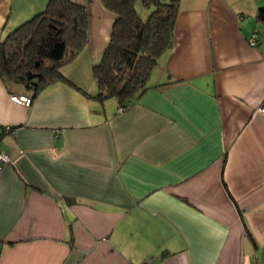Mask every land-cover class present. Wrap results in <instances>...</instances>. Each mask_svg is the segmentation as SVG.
I'll use <instances>...</instances> for the list:
<instances>
[{"label":"crops","instance_id":"0c3cea01","mask_svg":"<svg viewBox=\"0 0 264 264\" xmlns=\"http://www.w3.org/2000/svg\"><path fill=\"white\" fill-rule=\"evenodd\" d=\"M73 1L87 39L64 79L32 97L0 76V264H264V0H180L122 111L93 75L116 15ZM47 2L0 0V43Z\"/></svg>","mask_w":264,"mask_h":264},{"label":"trees","instance_id":"16d2710c","mask_svg":"<svg viewBox=\"0 0 264 264\" xmlns=\"http://www.w3.org/2000/svg\"><path fill=\"white\" fill-rule=\"evenodd\" d=\"M101 1L116 18L101 59L93 65L98 86L95 97L114 96L125 107L150 86L152 70L171 48L180 0ZM144 8L150 9L145 19L140 14ZM255 17L264 22V6ZM86 26L84 5L73 0H48L43 11L0 43L1 78L31 89L32 97L45 85L63 80L60 65L68 52L75 53L84 45ZM28 71L35 77L28 79Z\"/></svg>","mask_w":264,"mask_h":264},{"label":"built area","instance_id":"2783aa9c","mask_svg":"<svg viewBox=\"0 0 264 264\" xmlns=\"http://www.w3.org/2000/svg\"><path fill=\"white\" fill-rule=\"evenodd\" d=\"M259 39H260V34L254 31L252 35L249 37L248 43L250 45H256ZM14 98L22 102L25 105H28L31 102V98L27 95L14 96ZM124 108L125 107L123 105H120L118 107V111H122ZM261 110H264V107H261ZM8 161H9V157L0 150V171L3 165H5ZM142 264H146V263H142Z\"/></svg>","mask_w":264,"mask_h":264},{"label":"rangeland","instance_id":"374dc122","mask_svg":"<svg viewBox=\"0 0 264 264\" xmlns=\"http://www.w3.org/2000/svg\"><path fill=\"white\" fill-rule=\"evenodd\" d=\"M150 9L149 8H144L143 10H141L140 14L142 18H146V16L149 14Z\"/></svg>","mask_w":264,"mask_h":264},{"label":"water","instance_id":"95a60500","mask_svg":"<svg viewBox=\"0 0 264 264\" xmlns=\"http://www.w3.org/2000/svg\"><path fill=\"white\" fill-rule=\"evenodd\" d=\"M26 74L28 79H32L35 77V73H32L31 71H28Z\"/></svg>","mask_w":264,"mask_h":264}]
</instances>
